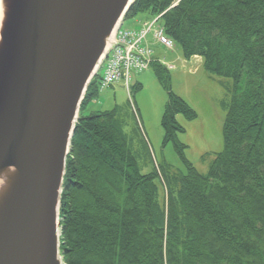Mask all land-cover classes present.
<instances>
[{
	"label": "trees",
	"instance_id": "1",
	"mask_svg": "<svg viewBox=\"0 0 264 264\" xmlns=\"http://www.w3.org/2000/svg\"><path fill=\"white\" fill-rule=\"evenodd\" d=\"M176 1L133 0L123 21L161 15L183 58L200 57L207 72L231 79L224 148L206 174L185 158L176 116L197 114L171 91L169 68L154 58L149 68L167 92L163 145H174L186 173L161 165L141 173L115 111L82 113L100 90L95 75L66 156L63 264H264V0Z\"/></svg>",
	"mask_w": 264,
	"mask_h": 264
},
{
	"label": "water",
	"instance_id": "2",
	"mask_svg": "<svg viewBox=\"0 0 264 264\" xmlns=\"http://www.w3.org/2000/svg\"><path fill=\"white\" fill-rule=\"evenodd\" d=\"M0 264H63L59 202L79 107L133 0H1Z\"/></svg>",
	"mask_w": 264,
	"mask_h": 264
},
{
	"label": "rangeland",
	"instance_id": "3",
	"mask_svg": "<svg viewBox=\"0 0 264 264\" xmlns=\"http://www.w3.org/2000/svg\"><path fill=\"white\" fill-rule=\"evenodd\" d=\"M152 16L139 14L125 19L121 28L140 29L148 25ZM154 57L169 69L171 91L182 98L197 114L193 120L183 115L176 120L184 128L177 140L185 145V158L200 174H206L215 155L224 148L223 124L230 101L232 81L207 72L202 58L185 59L174 44L168 50L152 44ZM139 84L140 89H134ZM167 92L159 83L153 69L132 72L126 86L123 81L100 89L97 97L82 111L91 113L115 111L127 147L135 157L141 173H150L157 165L167 166L171 172L185 174L186 168L172 143L163 145L161 119Z\"/></svg>",
	"mask_w": 264,
	"mask_h": 264
},
{
	"label": "built area",
	"instance_id": "4",
	"mask_svg": "<svg viewBox=\"0 0 264 264\" xmlns=\"http://www.w3.org/2000/svg\"><path fill=\"white\" fill-rule=\"evenodd\" d=\"M160 17L161 15L154 17L140 29H122V23L115 29L105 56L96 70L100 89L120 81L127 86L132 72L147 70L155 58L150 45L158 44L168 50L173 49L174 43L165 36L159 23ZM168 68L171 69V66Z\"/></svg>",
	"mask_w": 264,
	"mask_h": 264
},
{
	"label": "bare ground",
	"instance_id": "5",
	"mask_svg": "<svg viewBox=\"0 0 264 264\" xmlns=\"http://www.w3.org/2000/svg\"><path fill=\"white\" fill-rule=\"evenodd\" d=\"M2 16H3V8H2V2L0 0V24H1Z\"/></svg>",
	"mask_w": 264,
	"mask_h": 264
}]
</instances>
